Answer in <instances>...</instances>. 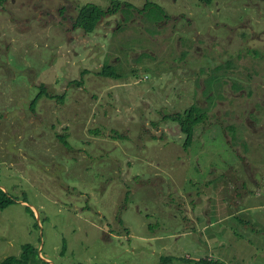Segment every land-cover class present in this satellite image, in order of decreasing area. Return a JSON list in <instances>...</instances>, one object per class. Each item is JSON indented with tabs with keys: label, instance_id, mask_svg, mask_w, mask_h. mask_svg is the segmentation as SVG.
<instances>
[{
	"label": "rangeland",
	"instance_id": "374dc122",
	"mask_svg": "<svg viewBox=\"0 0 264 264\" xmlns=\"http://www.w3.org/2000/svg\"><path fill=\"white\" fill-rule=\"evenodd\" d=\"M115 2L140 12L91 34L78 11L112 0L0 3V264L25 244L39 264H264V0ZM192 105L210 119L186 149L164 116Z\"/></svg>",
	"mask_w": 264,
	"mask_h": 264
},
{
	"label": "trees",
	"instance_id": "16d2710c",
	"mask_svg": "<svg viewBox=\"0 0 264 264\" xmlns=\"http://www.w3.org/2000/svg\"><path fill=\"white\" fill-rule=\"evenodd\" d=\"M6 0H0V3L5 2ZM205 5H211L214 0H201ZM125 8H134L136 12H140V9L135 7L131 3L127 2H115V0H112L111 7L108 9H103L100 6L96 4H87L84 7H82L78 11V15L76 17L75 21V28H81L86 33L91 34L95 32L97 29L98 24L103 18H106L108 16H113L117 14L121 9ZM145 8L152 9L154 11H159L160 14L166 15L165 10L157 5L156 3L148 2L145 5ZM87 71H83L81 77L86 74ZM98 75L103 77H110L113 79H122L123 74L118 73L115 70L114 65L112 64H105L104 67L100 72H98ZM81 82H78L80 84ZM71 84V83H70ZM41 91L38 94V96L33 100L31 107L34 109V105L43 97L46 96L48 98H53L50 94L47 93L46 87L44 84H41L40 86ZM234 90H237L241 88L239 84L233 85ZM55 97V96H54ZM209 111L207 108H201L198 105H192L190 108L186 109L184 112L175 113L172 115H168L165 117V119H170L180 126L181 131L186 135V142H185V148L189 149L191 147L192 142L194 141L196 135L199 133V130H202V133L204 130L202 128H199V125L201 124H207L208 120L210 119L208 115ZM154 125H158V123H153ZM61 141L67 145V140L64 137H60ZM15 200L10 196V194L3 190L0 187V210H5L11 205H13ZM249 224L248 221H243ZM38 259V250L31 244H25L22 247V254L20 257L16 256H10L7 257L4 261L1 262V264H39ZM169 261L168 258H164L162 260V264H167ZM47 264V262H45ZM212 264H217L215 262H211ZM204 264H210V262H206Z\"/></svg>",
	"mask_w": 264,
	"mask_h": 264
},
{
	"label": "crops",
	"instance_id": "0c3cea01",
	"mask_svg": "<svg viewBox=\"0 0 264 264\" xmlns=\"http://www.w3.org/2000/svg\"><path fill=\"white\" fill-rule=\"evenodd\" d=\"M247 124V128L249 129V130H251L252 128H251V126H249V123H246ZM258 128V127H257ZM246 138H248L247 137V135H246ZM251 153V152H250ZM250 163V162H249ZM261 164L263 165V162H261ZM245 170H246V172L248 173V169L247 168H245ZM255 171H257V170H255ZM256 176L257 175H255V174H248V178H249V180H250V182L251 183H253V185H256V187H257V189H258V179H256ZM230 186V185H229ZM242 188L243 189H240V192H242V191H246V193H247V196H244V195H241V194H238V192L237 191H239V190H237L235 193H234V195H233V198H232V200L231 201H229V203H228V201H227V203H228V206H230L231 208L232 207H235V208H238L239 207V205L240 204H238L236 201H238V200H240V199H245L246 197H253V194L254 193H258V190L256 189L255 191H252V190H250V189H247L246 187H245V182L242 184ZM209 189V188H208ZM224 199H228V197H225ZM197 209L198 208H196V210H195V212L197 211ZM238 211V210H237ZM233 217H236V213L235 212H233ZM198 219H194V221L196 222ZM222 221V220H221Z\"/></svg>",
	"mask_w": 264,
	"mask_h": 264
},
{
	"label": "clouds",
	"instance_id": "9594fccd",
	"mask_svg": "<svg viewBox=\"0 0 264 264\" xmlns=\"http://www.w3.org/2000/svg\"><path fill=\"white\" fill-rule=\"evenodd\" d=\"M245 168V167H244Z\"/></svg>",
	"mask_w": 264,
	"mask_h": 264
}]
</instances>
